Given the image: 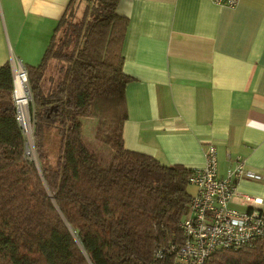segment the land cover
I'll use <instances>...</instances> for the list:
<instances>
[{"label": "trees", "instance_id": "obj_1", "mask_svg": "<svg viewBox=\"0 0 264 264\" xmlns=\"http://www.w3.org/2000/svg\"><path fill=\"white\" fill-rule=\"evenodd\" d=\"M119 2L70 0L40 63L25 67L34 158L11 66H0V264H176L193 170L124 147L132 78ZM83 118L110 149L107 166L84 144ZM206 264H264V239L216 251Z\"/></svg>", "mask_w": 264, "mask_h": 264}, {"label": "crops", "instance_id": "obj_2", "mask_svg": "<svg viewBox=\"0 0 264 264\" xmlns=\"http://www.w3.org/2000/svg\"><path fill=\"white\" fill-rule=\"evenodd\" d=\"M70 0H0V66H37ZM125 149L195 170L215 148L217 175L242 162L229 206L264 212V0H120ZM246 197L257 200L245 201Z\"/></svg>", "mask_w": 264, "mask_h": 264}, {"label": "built area", "instance_id": "obj_3", "mask_svg": "<svg viewBox=\"0 0 264 264\" xmlns=\"http://www.w3.org/2000/svg\"><path fill=\"white\" fill-rule=\"evenodd\" d=\"M212 4L234 8L240 0H208ZM13 81L12 100L16 118L22 128L18 110L21 103L28 106L31 101L26 69L20 62L11 67ZM16 81L21 93L16 90ZM31 129V128H30ZM259 180L260 177L245 169L242 162L226 170L224 176L217 175L215 148L208 145L205 164L193 170L189 184L195 188L180 223L183 241L174 251L176 264H206L210 256L220 250L239 249L264 239V212L238 211L229 206L234 196L235 183L239 179ZM245 201L254 203L250 197Z\"/></svg>", "mask_w": 264, "mask_h": 264}, {"label": "rangeland", "instance_id": "obj_4", "mask_svg": "<svg viewBox=\"0 0 264 264\" xmlns=\"http://www.w3.org/2000/svg\"><path fill=\"white\" fill-rule=\"evenodd\" d=\"M25 113L26 115L28 114L29 116L28 106L26 107ZM29 120H30V117H29ZM29 120L28 122L24 121L26 126L29 123ZM81 121H82V140L84 144L91 152H93L97 156L102 166H107L111 161L112 153L108 147L101 145L100 143L94 140L93 138L94 128L93 127L95 126V121L92 119H87V118H83L81 119ZM24 134L26 138L25 139L26 140V155L34 158L33 144H31V141H32L31 129H30V132L25 131ZM188 192L191 195L195 193V188L190 184L188 186Z\"/></svg>", "mask_w": 264, "mask_h": 264}, {"label": "bare ground", "instance_id": "obj_5", "mask_svg": "<svg viewBox=\"0 0 264 264\" xmlns=\"http://www.w3.org/2000/svg\"><path fill=\"white\" fill-rule=\"evenodd\" d=\"M16 90H17L18 93H21V86H20L18 81H16ZM26 107H27V105L23 104V103H21L19 105L18 116H19V120H20V123H21L22 127L26 131L30 132V120L28 118V114L26 115V113H25ZM28 120H29V123L26 126L24 121L28 122ZM31 144H32V141H31Z\"/></svg>", "mask_w": 264, "mask_h": 264}]
</instances>
